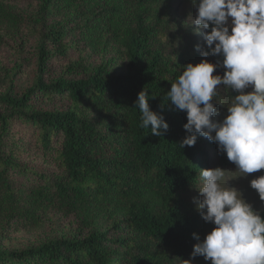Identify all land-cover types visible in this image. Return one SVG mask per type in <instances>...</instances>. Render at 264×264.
I'll return each instance as SVG.
<instances>
[{
    "label": "trees",
    "instance_id": "16d2710c",
    "mask_svg": "<svg viewBox=\"0 0 264 264\" xmlns=\"http://www.w3.org/2000/svg\"><path fill=\"white\" fill-rule=\"evenodd\" d=\"M169 3L0 0L1 29L24 26L35 37L33 82L20 94L12 86L0 91L1 229L39 227L50 214L70 219L66 231L44 232L21 249L0 247V264H182L197 243L193 233L202 242L215 227L188 197L199 190L200 171L208 169L207 151L220 167L234 164L201 136L192 147L178 146L188 135L186 113L166 94L183 66L203 57L196 50L170 55L155 46L156 25L166 19ZM102 39L113 44L114 57L84 63L79 56L59 75H48L52 58L72 47L82 53ZM142 90L150 110L169 125L159 137L151 125L140 126L135 101ZM221 91L222 100L215 97L220 105L212 101L218 120L234 98ZM38 101L63 106L37 107ZM30 129L27 153L50 166L49 173L18 158ZM17 174L30 175L31 184L19 182ZM259 214L264 219V207Z\"/></svg>",
    "mask_w": 264,
    "mask_h": 264
},
{
    "label": "clouds",
    "instance_id": "9594fccd",
    "mask_svg": "<svg viewBox=\"0 0 264 264\" xmlns=\"http://www.w3.org/2000/svg\"><path fill=\"white\" fill-rule=\"evenodd\" d=\"M197 29L210 32L203 35L208 51L203 57H222V62L202 59L195 66H183L182 74L171 84L166 94L178 111L186 113L183 128L188 135L179 148L192 147L197 136L217 145L238 172L244 175L264 170V0H192ZM199 50V46H197ZM175 57V56H174ZM176 61V57H175ZM218 67L223 76L213 75ZM223 86L238 93L221 115L214 106ZM251 88V91L245 92ZM148 94L138 93L135 107L141 113V127L151 125V134L161 136L169 125L162 115L150 110ZM219 167L201 170L203 186L197 211L205 223L215 227L203 241H197L191 258L203 257L211 264H264V219L245 202L242 193L220 181L225 175ZM250 187L264 202V175L252 179ZM196 201L194 200V203Z\"/></svg>",
    "mask_w": 264,
    "mask_h": 264
},
{
    "label": "rangeland",
    "instance_id": "374dc122",
    "mask_svg": "<svg viewBox=\"0 0 264 264\" xmlns=\"http://www.w3.org/2000/svg\"><path fill=\"white\" fill-rule=\"evenodd\" d=\"M27 4L28 3H21L19 7L24 8L25 6L22 5ZM195 16L196 6L193 5L192 0H170L169 12L166 15V19H163L160 24L156 25L158 34H156L153 39L155 46L170 55H175L182 51L186 53L191 50H196L198 55L202 56L201 52L209 49L203 39L204 29H197V26L192 23ZM0 36V91L6 90L9 86H12V91L16 94H20L31 85L35 76L33 57L35 37L32 35L31 30L24 26L11 32L1 29L0 27ZM70 38L71 37L68 39ZM197 46H199V50H197ZM78 48H69L65 56L58 55L52 58L47 64L48 75H59L62 68L69 60H74V62H76L80 57H85V59H83L84 63H98L102 60L101 58L111 59L115 55L113 44L104 42L103 39L101 41L94 40L91 46L88 48L85 47V49L82 48V53L78 52ZM203 59H207L208 62L214 64L218 61L222 62V57L220 56L203 57ZM223 73L224 69L218 67L213 75L223 76ZM11 74L14 75L12 76ZM218 87L222 88L223 86ZM248 91H251V88L245 90L246 93ZM224 93L225 92L220 90L217 96L218 99L222 100ZM227 94L235 96L238 93L227 90ZM220 100L218 101L219 105ZM36 106L44 108H62L63 105L62 103H56L48 106L38 101ZM32 131L33 130L30 129L27 133L28 137L26 143L24 147L22 145V147L19 148L21 149L20 155L17 156L22 163H27L28 167L49 173L51 171L50 166L34 160L33 156L27 153V150L32 145V140L29 137ZM211 150H213V148ZM209 151L206 152L208 154L206 159L208 169L219 167L226 171L224 177L220 181L221 186L224 187L228 185L229 187L235 188L238 192L242 193V198L245 202L249 203L253 210L259 213L264 207V202L259 199L256 191L250 187V181L260 175H264V170L242 176L243 174L237 171L235 165L230 168L220 167L214 157L209 154ZM17 177L19 182L24 181L26 184H31L30 175L22 176L21 174H17ZM199 181H201L199 186L200 189L203 186V179L201 176ZM200 199L201 197L198 190L189 194L188 197V201L193 202L196 208ZM194 200L196 201L195 203ZM69 222L70 219L61 214H50L47 220L39 227L17 224L16 226H12L13 228L11 226H5L1 229L4 222L0 220V247L15 250L21 249L23 246L35 243L44 232L55 234L66 231ZM206 264H211V261Z\"/></svg>",
    "mask_w": 264,
    "mask_h": 264
}]
</instances>
